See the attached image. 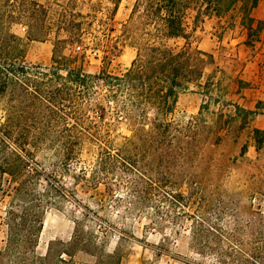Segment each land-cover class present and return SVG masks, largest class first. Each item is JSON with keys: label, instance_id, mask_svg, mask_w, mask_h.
Listing matches in <instances>:
<instances>
[{"label": "rangeland", "instance_id": "374dc122", "mask_svg": "<svg viewBox=\"0 0 264 264\" xmlns=\"http://www.w3.org/2000/svg\"><path fill=\"white\" fill-rule=\"evenodd\" d=\"M144 9L145 0H0V14L25 15L3 16L0 38L14 34L24 41L21 60L28 68L4 90L0 84V251L6 210L15 187L29 176L45 195L38 257L49 253L70 264H221L217 253L235 249L261 251L264 263V147L257 149L251 138L253 128H264V30L260 41L248 46L238 26L224 27L228 17L214 18L199 24L190 38L188 49L213 57L201 84L214 79L220 86L209 95L195 84L179 90L167 119L184 126L201 115L204 125L195 142L175 140L172 152L177 161L185 157L184 163L151 174L169 178L185 206L136 196L147 191L142 175L121 165L117 151L133 127L117 116L102 80L94 79L85 95L64 70L53 74L57 59H68L70 68L89 75L125 72L137 49L160 41L144 34ZM253 16L264 18V0ZM169 44L180 47L184 41ZM66 86L72 99L50 103L51 93H64ZM236 105L256 114L245 123ZM6 124L13 134L4 132ZM245 144L247 152L240 156ZM185 145L184 155L178 147ZM130 158L146 163L140 150ZM134 184L140 192L132 190ZM209 225L216 229L212 242L198 250L193 231Z\"/></svg>", "mask_w": 264, "mask_h": 264}, {"label": "trees", "instance_id": "16d2710c", "mask_svg": "<svg viewBox=\"0 0 264 264\" xmlns=\"http://www.w3.org/2000/svg\"><path fill=\"white\" fill-rule=\"evenodd\" d=\"M259 3L260 0H145L143 17L147 28L144 34L148 37L155 36L160 41L157 45L146 43L145 46L137 49L131 66L125 72L118 75L105 72L89 75L82 69L70 68L66 62L68 59L53 60V74L58 70H64L68 78H75L69 80L82 89V94L88 95L93 88L94 79H101L107 91L108 102L115 103L117 116H123L129 120L133 127L132 137L117 151L122 153L121 165L129 169L131 167L142 175L140 178L147 191L144 192V189H141L143 194L136 195L138 198L146 201L169 202L174 205L178 202L185 206L184 195L172 191L169 178L157 179L151 174L159 175L160 167L169 169L174 165L177 161L176 155L172 152L175 140L183 139L185 144L195 142L200 126L204 125L201 115L184 126L174 125L167 119L175 108L179 90L195 84L204 87L206 95H209L214 87L220 86L214 79H208L204 85L201 84L203 69L205 64L212 62V55L201 50H190L187 46L199 24L214 18L221 21L225 17L228 19L224 27L238 26L245 34L244 43L254 46L260 41L264 30V18L257 20L253 16V11ZM135 12L134 8L132 16ZM3 16L22 18L25 15L24 13L0 14V21ZM27 37L33 39L30 33ZM5 38L7 43L0 38L2 90L8 83L16 81L19 75L28 72V68L21 60L24 57V41L14 34H8ZM179 39L184 41L182 46L169 44L170 40ZM65 89L64 93L53 91L49 102L59 104L64 100H71V87L66 86ZM26 91L32 95L28 89ZM205 107L207 108L203 103L202 109ZM235 108L238 112H244L245 123H248L256 114V111L245 110L238 105ZM229 118L231 120L233 117ZM3 130L13 134V128L10 125L3 126ZM251 132V138L256 148L260 150L264 147V128H253ZM178 148L182 154L188 151L186 145ZM133 150H140L146 158V163L139 165L137 160H131L130 154ZM246 152L245 144L241 147L240 156H244ZM70 156L72 152L68 151L66 158ZM184 158L182 156L177 163H184ZM143 167L147 170L144 171ZM4 172L11 177L15 176L9 171ZM131 188L135 193L140 192L136 184ZM44 197V194L34 189L33 179L29 176L15 187L14 196L6 210L7 232L5 246L0 251V264H70L62 257L51 258L49 253L42 258L36 256L35 250L43 225ZM212 230L216 229L209 225V228L201 227L193 231L192 241L200 248L198 250L204 251L207 244L212 242L210 239L213 235ZM62 254L68 253L63 251ZM217 256L221 264H232L230 260H238L243 264H264L261 262L263 258L261 251L243 254L234 249L230 252L217 253ZM185 264L200 263L186 261Z\"/></svg>", "mask_w": 264, "mask_h": 264}]
</instances>
